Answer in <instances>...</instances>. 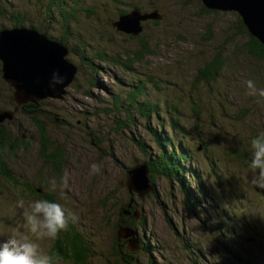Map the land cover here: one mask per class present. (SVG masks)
Segmentation results:
<instances>
[{
	"label": "rangeland",
	"instance_id": "1",
	"mask_svg": "<svg viewBox=\"0 0 264 264\" xmlns=\"http://www.w3.org/2000/svg\"><path fill=\"white\" fill-rule=\"evenodd\" d=\"M60 1L62 11L71 4L73 17L67 25L59 10L45 9L49 0H0V35L5 29H36L68 48L66 59L78 69L71 83L64 80V94L55 95L54 88L47 86L46 98L25 102L3 79L0 60V112L7 111L0 114V124L8 132V141L17 145L14 156L4 151L6 160L0 168V240L21 230L18 201L26 204L49 194L76 214L73 225L91 247L90 264H195L192 256L186 257L181 235L166 218L170 213L174 222L182 219L187 229L196 225L198 220L185 207L187 195L181 193L176 180L156 174L161 201L154 193L142 198L148 185L134 175L139 173L137 163L154 158L138 144L157 152L154 129L177 134L179 139L172 121L179 118L187 131L195 124L201 126L203 138L195 135L196 141L211 144L199 157L208 153L216 162H208L212 172L205 177L199 162L189 165L188 161L192 173L184 176L187 188L203 200L204 210L228 222L235 232L228 233L227 228L219 240L230 245L231 253L234 246L238 256L216 251L220 245L215 242L210 249L222 256L209 257L210 263L264 264V190L249 184L246 170L247 142L264 129V105L245 96L244 84L252 79L257 87H264V57L251 51L249 43L255 36L240 25L242 16L205 0ZM137 10L162 18L130 16L129 24L120 25L121 14L136 11L140 16ZM20 15L25 17L23 23L16 21ZM99 49L106 51L107 61L93 57ZM218 56L225 60L224 66L215 78L202 80L208 62ZM117 58L121 62L113 63ZM124 61L132 62L131 66L124 67ZM137 89L140 92L134 97ZM146 101L158 111L142 115L141 104ZM29 104L41 109L53 152H48L46 143L41 153L39 130L24 110ZM163 139L170 141V137ZM18 141L27 145L18 147ZM58 151L63 159L60 166L50 160ZM91 163L101 165L99 174H89ZM226 167L233 170L231 178L220 169ZM6 170L9 177L3 175ZM65 173L69 179L63 193L49 191L48 181H59ZM236 186L244 188V193H235ZM130 204L135 214L141 210L148 221L146 228L138 224L139 235L133 236L137 241L123 237L126 227L121 212L131 213L126 212ZM227 204H232L230 209H223ZM54 242L41 241V248L51 253ZM146 242L156 245L155 252Z\"/></svg>",
	"mask_w": 264,
	"mask_h": 264
},
{
	"label": "trees",
	"instance_id": "2",
	"mask_svg": "<svg viewBox=\"0 0 264 264\" xmlns=\"http://www.w3.org/2000/svg\"><path fill=\"white\" fill-rule=\"evenodd\" d=\"M49 1L50 2H48L45 5V9L46 8L52 9V7H54L55 9L59 10L60 15L64 18V22L66 23V25L69 22H71L73 15L71 12L70 3L67 4L66 1H64V3L67 4V7L69 10H67L66 7H64V10L62 11V8H61L62 2L60 0L58 1L49 0ZM37 2H40V0H37ZM207 11H211V10L208 9ZM49 16L50 18H54V13L49 12ZM12 21H13V24L23 23V21H25V17L20 15L16 17L17 23H14L13 18H12ZM160 21L161 20H158L157 22H160ZM239 23H241L240 25H242L243 29H246L242 21H239ZM65 40L66 38H62V41H65ZM142 45L144 48L148 49L146 42H143ZM249 46L252 49L251 51H253L258 57L260 58L264 57V45L257 38L253 37V40L250 41ZM93 57H98L104 61L108 60V55L106 51H104L103 49H99L98 53ZM138 57L141 58L140 56ZM112 62L119 63L121 62V60H118L117 58ZM124 62L126 63V66L124 67L129 68L131 66L132 62H128V61H124ZM224 64H225V60L219 56L214 58L210 62H208L205 68V72L201 76L202 80L203 79L211 80L215 78L219 70L224 66ZM90 83H91V80H90ZM133 92H134L133 93L134 97H136L137 92H140V89H137L136 91H133ZM174 107H176V104H174ZM158 109L159 108L157 106L151 105L149 102L146 101L141 104L140 112L144 116H150L151 114L156 113ZM24 110L39 130L38 133L41 138V141H40L41 153H44V144L48 143L47 147L49 149L50 141H47V138H48L47 124H45V122L42 120L41 116L39 115L41 112V109L38 108L37 106H34L33 104H29L28 106L24 107ZM178 119L172 118V121H173V127L175 129H178L177 131H179V134H180L179 139H177V134H169L165 132L158 133L156 129L153 130L154 135L157 136L156 142H158L159 145L161 146L159 153L158 152L151 153V151L148 150L147 147L141 146L140 144H138L141 151H143L145 154H149L150 157H154L149 161L150 169L153 173L152 178L154 179V182L156 179V174H160L169 179L173 178L174 180H176V183L179 184L178 185L179 190L181 191L182 194L187 195L188 201H190L192 204V208L197 212V214L192 213L190 207L188 206L189 204L187 203L185 204L187 211L191 213V215L189 216L192 219L198 220L196 225L194 227L193 226L188 227L189 229L186 228L185 221H183L182 219H180L178 222H174L172 219L174 216L170 213L169 214L166 213L167 221L169 222V225L171 226L173 231L181 235L183 239L184 250L186 252V257L192 256L195 264H212L210 263L209 257H212L213 255L222 256L220 254L216 255L214 251L210 249L211 244L215 242H217L218 245H220V246H217V249H215L216 251L220 250L224 253H228L233 256H238L237 254H235L234 246H233V251L231 253V249L229 247L230 245H227L225 242H222L219 240V235H222L223 230L227 231L226 229L228 228L229 229V232L227 231L228 233L233 231L230 228L231 226H227L228 222H225V220L221 218H215L209 212L204 210L202 206L200 205V203H202L203 200L199 201L198 196L193 194L192 192L193 190L190 189V186H188L187 188L188 182L187 181L185 182L184 177H182L183 175L190 174L192 171L189 169L190 167H187L186 165L188 161L190 162L188 163L190 165L196 162H199L200 164H202V160H204L205 162H207L206 163L207 169L210 170V172H212L211 166L208 163V162L216 163L212 155L207 153L204 156L199 157V152L204 151L208 147V145L211 144V141H204V140H202L201 142L196 141L195 135H197L201 139L203 138L204 132L201 130V126H199L198 124H195V126H193L191 130L188 129L187 131V129H184V127L180 125V121ZM7 134H8L7 130L6 131L3 130L2 126L0 125V168L2 170L4 168L3 165L6 160L4 151L7 150L12 156H14L16 147H17L16 141H13V142L8 141L9 136H7ZM164 137L166 140L169 139L170 137V141H164L163 139ZM175 141H178V144H176ZM143 144H146V143H143ZM24 145H27L25 141H18V147H22ZM200 146L202 147L201 149H199ZM48 152H53V149L50 148ZM57 153H58L57 156H55V153L50 155V160L54 161L56 164L60 166L62 165L63 159L59 151ZM220 169L222 170L223 173L227 174V176H229L230 178L232 177V172H233L232 169H230L229 167L220 168ZM200 170L204 173V175H206V172L202 168ZM3 172H5L3 174L4 176L9 177L6 175V173L9 172V170L3 171ZM10 173L13 175L12 170H10ZM8 179H13V178L10 177ZM236 188L238 189L236 190ZM28 190L32 192L34 195H37V191L31 190L30 187H28ZM234 190H236L235 193L237 192L241 193L244 191V188H240L236 186ZM191 192L193 195H191ZM215 192L216 191L212 192L211 195L213 196ZM157 196H158L157 190L155 189L154 197H156L157 201L158 200L161 201V199ZM43 197H45V199L52 200L51 199L52 196H50L49 194H45L43 195ZM136 197L137 196H134L135 200H136ZM130 206L131 205L128 206V209L126 211H129L131 213H125L123 211L121 212V214H124L122 216L125 217L124 220L121 222L124 224L125 227L137 229L139 233L138 224H140L141 228H146L148 221H147V218L142 217V215H144L142 214V211L136 209L137 211L136 213H138L139 215L141 214V217H142L138 219L135 216V210L131 209L133 206L131 207ZM222 208L225 209V206H222ZM220 209L221 208L218 207L215 211L218 212ZM227 209L229 210L230 206H228ZM167 210L168 208L166 207V211ZM246 212L247 211L244 210V212L242 213L246 215ZM227 214H229V212H227ZM191 230H193V233L196 235H194ZM218 241H220L221 243H219ZM116 243L118 244L117 239H116ZM146 243L148 244V247L151 248L152 251L155 252V249H153V246H156V245H152L149 242H146ZM209 250L211 251V256L208 255ZM91 252L92 250H91L89 243L87 242V240L83 237L81 233L77 232V229L75 228L73 224H70L67 230L59 234V236L54 242V248L51 250V253L59 254L61 257H63V261H68L71 264H90L89 260L92 256ZM158 252H162V249L158 248ZM125 255H128V254H125Z\"/></svg>",
	"mask_w": 264,
	"mask_h": 264
},
{
	"label": "water",
	"instance_id": "3",
	"mask_svg": "<svg viewBox=\"0 0 264 264\" xmlns=\"http://www.w3.org/2000/svg\"><path fill=\"white\" fill-rule=\"evenodd\" d=\"M205 1L210 6L238 12L242 16L246 29L264 45V0ZM135 12L133 15L121 16L122 18L124 17L121 22L129 24L130 16L140 19H147L149 17L155 19L162 18L161 15L155 12L144 15L137 10L140 16H136ZM26 29H5L1 31V71L3 79L14 89L15 95L20 100L25 102L32 100V102L38 103L46 98L47 94L44 90L47 86H50V80L54 72L62 77V83L54 87V94L56 95V93L60 94L64 92V80L66 83H71L78 69L66 59L69 53L68 48L61 46L57 41L40 33L36 29ZM5 45H7V48H4ZM51 96L55 97L53 94ZM3 112L6 113L7 111ZM3 112H0V114ZM136 166L139 173L136 172L134 175L141 182L143 181V183L148 185L142 194L144 195L142 198H146L155 190V185L151 180L148 164L140 162ZM135 167L133 170L136 169ZM137 215L138 213L135 214V216ZM137 218L139 219L140 215ZM125 232V234L123 233V237L127 236L132 239L135 238L133 237L134 235L137 236V230L134 228L126 227ZM134 240L137 241L136 238Z\"/></svg>",
	"mask_w": 264,
	"mask_h": 264
},
{
	"label": "clouds",
	"instance_id": "4",
	"mask_svg": "<svg viewBox=\"0 0 264 264\" xmlns=\"http://www.w3.org/2000/svg\"><path fill=\"white\" fill-rule=\"evenodd\" d=\"M62 83V77L53 73L50 87ZM245 84V96L251 97L253 103L264 105V87H257L252 79ZM246 170L251 186L264 190V129H259L247 142ZM101 172L99 163L89 165V174ZM68 174L59 181H48L49 191L61 194L68 185ZM21 209V230L14 231L6 239L0 240V264H63V257L41 248V241L54 242L59 234L67 230L70 224L77 222L76 214L58 200L32 199L26 204L17 202Z\"/></svg>",
	"mask_w": 264,
	"mask_h": 264
},
{
	"label": "bare ground",
	"instance_id": "5",
	"mask_svg": "<svg viewBox=\"0 0 264 264\" xmlns=\"http://www.w3.org/2000/svg\"><path fill=\"white\" fill-rule=\"evenodd\" d=\"M142 10V9H141ZM144 11V10H143ZM146 12V11H145ZM145 12H142V13H144V15L146 14ZM125 14H121L120 15V22L124 19V17L123 18H121V16H124ZM143 20H146L145 18H142ZM242 21V20H241ZM157 22V21H156ZM159 23V22H158ZM133 27H134V25H133ZM8 28V27H7ZM20 30V29H19ZM3 33H5V32H3ZM59 44H60V42H58ZM153 194V193H152Z\"/></svg>",
	"mask_w": 264,
	"mask_h": 264
},
{
	"label": "flooded vegetation",
	"instance_id": "6",
	"mask_svg": "<svg viewBox=\"0 0 264 264\" xmlns=\"http://www.w3.org/2000/svg\"><path fill=\"white\" fill-rule=\"evenodd\" d=\"M1 125V124H0ZM9 131V130H8Z\"/></svg>",
	"mask_w": 264,
	"mask_h": 264
}]
</instances>
